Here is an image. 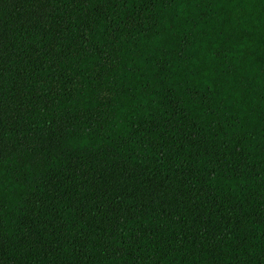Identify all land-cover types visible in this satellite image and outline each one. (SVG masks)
<instances>
[{"label":"trees","instance_id":"obj_1","mask_svg":"<svg viewBox=\"0 0 264 264\" xmlns=\"http://www.w3.org/2000/svg\"><path fill=\"white\" fill-rule=\"evenodd\" d=\"M0 264H264V0H0Z\"/></svg>","mask_w":264,"mask_h":264}]
</instances>
